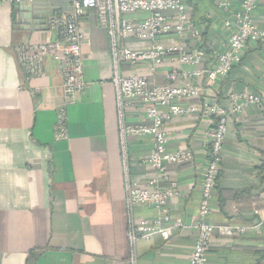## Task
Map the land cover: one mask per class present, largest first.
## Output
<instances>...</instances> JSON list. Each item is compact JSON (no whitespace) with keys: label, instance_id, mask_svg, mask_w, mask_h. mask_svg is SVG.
<instances>
[{"label":"crops","instance_id":"1","mask_svg":"<svg viewBox=\"0 0 264 264\" xmlns=\"http://www.w3.org/2000/svg\"><path fill=\"white\" fill-rule=\"evenodd\" d=\"M240 3L235 0V10ZM59 9L54 0L0 2V264H130V217L107 30L96 12L87 10L82 32L88 87L68 107V139L55 137L63 101V77L56 63L46 55L41 73L30 76L17 56L22 46L58 39L48 19ZM188 14L204 34L202 46L195 47L202 53L197 68L209 67L227 35L224 22L230 14L219 9L218 0H191ZM257 22L264 27V0ZM124 44L135 50L151 45L134 38ZM169 65L154 73L149 62L122 61L121 69L124 76L141 74L164 84ZM197 82L201 95L190 100L196 111L166 124L169 148L193 153L184 163L168 167L179 191L169 204L171 217L183 225L169 239L161 233L137 239V264H188L196 239L191 225L216 124L214 115L204 117L202 102L224 106L232 93L264 95V40L247 46L242 61L216 84L204 78ZM143 108L134 101L127 122L148 124ZM153 148L150 135L129 137L133 180L143 184L157 176L144 162ZM158 216V210L140 206L131 218L138 222ZM209 219L217 229L208 264H264V105L229 117Z\"/></svg>","mask_w":264,"mask_h":264},{"label":"built area","instance_id":"2","mask_svg":"<svg viewBox=\"0 0 264 264\" xmlns=\"http://www.w3.org/2000/svg\"><path fill=\"white\" fill-rule=\"evenodd\" d=\"M8 1L16 3L34 0ZM189 1L73 0L71 10L59 9L48 19L49 27L57 31L56 41L25 45L17 51L20 65L30 76L41 73L44 56H50L56 63L63 77V101L57 109L55 137L59 140L68 139V107L88 87L84 78L85 37L82 32V21L87 10H94L99 25L107 30L113 59L112 83L116 94L126 204L130 217V264H137L134 249L137 239L148 238L154 233H161L165 239H169L183 225L180 220L173 222L171 217L169 204L179 195V191L178 183L169 174L168 167L184 163L193 157V153L190 149L173 151L169 148L170 137L166 124L196 111L190 100L201 95L202 89L197 82L200 78H204L210 85L216 84L242 61V51L247 46L264 40V27L257 22L261 0H241L236 10L235 0H218L219 9L230 14L224 22L228 32L221 41L220 52L213 65L197 68L202 63V53L195 47L202 43L203 32L189 19ZM140 13L145 14L140 16ZM131 38L148 41L151 45L143 50L132 49L124 44ZM122 61L132 64L149 62L154 73L158 67L170 63L169 70L164 74L166 83H151L150 77L141 74L124 76ZM185 66H193L194 69L189 70ZM134 101L143 104L148 124L133 125L127 122V109ZM263 105L264 95L249 92L230 94L224 106L208 99L202 102L204 117L214 115L216 124L210 133L209 159L202 172L199 210L191 225L196 230V239L188 264L209 263L208 255L217 229L210 222L209 216L220 175L229 117L247 108ZM162 107H166L167 111H162ZM134 134L150 135L154 141V148L144 162L157 176L143 184L133 180L130 175L128 139ZM140 206L158 210L159 216L153 220L135 222L131 218L132 210Z\"/></svg>","mask_w":264,"mask_h":264},{"label":"water","instance_id":"3","mask_svg":"<svg viewBox=\"0 0 264 264\" xmlns=\"http://www.w3.org/2000/svg\"><path fill=\"white\" fill-rule=\"evenodd\" d=\"M73 0H54L64 11L71 10V3ZM53 2V1H52ZM52 15V14H51Z\"/></svg>","mask_w":264,"mask_h":264},{"label":"trees","instance_id":"4","mask_svg":"<svg viewBox=\"0 0 264 264\" xmlns=\"http://www.w3.org/2000/svg\"><path fill=\"white\" fill-rule=\"evenodd\" d=\"M190 1H191V0H190ZM190 1H189V2H190ZM203 36H204V34H203ZM203 36H202V37H203ZM200 46H202V43H200V45H199L198 47H200Z\"/></svg>","mask_w":264,"mask_h":264}]
</instances>
